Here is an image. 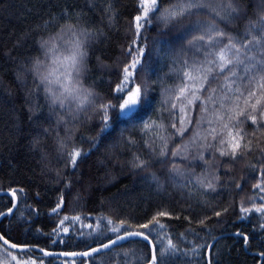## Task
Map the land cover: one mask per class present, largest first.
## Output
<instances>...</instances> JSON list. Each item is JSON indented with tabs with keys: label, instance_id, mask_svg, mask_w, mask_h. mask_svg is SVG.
Returning <instances> with one entry per match:
<instances>
[{
	"label": "snow or ice",
	"instance_id": "6c2138e0",
	"mask_svg": "<svg viewBox=\"0 0 264 264\" xmlns=\"http://www.w3.org/2000/svg\"><path fill=\"white\" fill-rule=\"evenodd\" d=\"M165 2L167 7H163ZM85 3L90 10L100 11L101 19H106L109 27L114 26L119 15L114 8L115 0H85ZM255 6L257 19H249L245 35L238 38L226 28L243 18L245 13L240 0H138L139 12L130 22V31L134 29L133 38L124 51L128 60L123 65L119 82L112 89L115 95L108 102L101 101L94 86L87 84L85 79L90 72L87 66L89 47L99 41L104 32L91 26L90 18L83 10L76 11V23L61 26L47 38L41 37L38 42L41 54L30 57L16 72V80L23 88L27 89L28 77L32 78L33 86L27 90L25 103L29 107V122L36 130L33 148L39 150L42 138L52 134L51 117L56 116L57 129L63 127V134L57 131L55 137L58 158L65 162V168L70 167L76 172L80 163L103 147L98 163L106 168L112 164L138 174L156 163L170 165L169 179L179 183L178 178L183 177L185 183L180 184L181 187L187 188L191 184L208 193L216 192L217 187L222 186L220 169L224 165L235 167L255 146L260 153L262 180L254 188L264 192V140H261L264 136V0H255ZM62 18H71L68 9L64 10ZM82 23L88 26H81ZM153 26L157 35L150 45H146L144 33ZM68 44L72 47H66ZM153 56L161 61H171L170 73L166 75L175 74L178 83L173 87H163V78L157 76L155 83L162 86V99L153 116L144 119L140 113L151 107L154 96L150 95L148 82L140 80L139 75L149 70ZM51 65H58L56 71L59 75L55 78ZM41 95L48 107L46 116L43 105L39 103ZM4 103L3 96H0V106ZM89 108L103 113L98 130H95V135L78 136L81 144H88L86 150L73 143L71 151H67L68 142L75 135L73 126L81 120L82 114L88 113ZM64 113L71 116V120L65 119ZM117 126H120L119 132L113 137ZM141 141L147 156L136 150L141 147ZM125 152H130L126 159L122 158ZM42 159H46V154ZM194 167L203 168L202 178L188 171ZM250 167L252 171L256 170V164ZM63 175V171L57 172L58 177ZM152 180L158 189L163 188L155 174ZM69 187L70 184L65 185V188ZM235 188L242 191L243 184L237 183ZM24 191L22 187L10 190L12 207L7 209L8 214L17 207V193ZM260 199L264 200V197ZM65 206L62 194L51 211L59 213ZM241 211H255L264 216V204L252 209L242 207ZM221 214L215 212L217 217ZM4 215L0 211V216ZM161 217L172 218V213L158 211L147 223L138 224L137 230H133L130 223L121 221L119 226L105 229L114 233L115 239L108 237L104 242L97 237L96 247L63 255L92 258L114 248L118 242L139 244L142 241L136 256L139 264H169L168 257L179 253L180 248L168 235L167 225ZM69 219L79 220L80 217L66 215L60 225ZM108 224H113V221L109 220ZM261 227L264 228V224ZM103 234L101 231L100 235ZM236 235L243 236L247 245V235L241 232ZM180 236L187 238L186 233ZM0 241L20 252L31 250L28 246L11 242L3 234H0ZM202 247L204 245H194L190 253L184 255H198ZM210 249L211 246L205 254L207 264H213ZM40 251L46 256L52 255L44 249ZM12 259L16 264H29V261L15 255Z\"/></svg>",
	"mask_w": 264,
	"mask_h": 264
},
{
	"label": "trees",
	"instance_id": "16d2710c",
	"mask_svg": "<svg viewBox=\"0 0 264 264\" xmlns=\"http://www.w3.org/2000/svg\"><path fill=\"white\" fill-rule=\"evenodd\" d=\"M137 4L138 0H115L114 8L119 15L114 26L109 27L107 20L101 19L102 13L90 10L85 0H0V96L5 100L0 106V191L25 189L24 193H17L14 212L1 218L0 234L11 242L47 251L84 252L97 246V237L104 242L108 237L115 239V234L105 229L126 221L133 230H137L138 224L147 223L158 211L167 210L172 213V218L160 219L167 225L168 235L180 248L179 253L168 257L169 264H207L205 254L210 244L225 234L231 235L218 238L211 246L213 264H264V256L261 255L264 253V228L261 227L264 216L255 211H241L242 207L252 209L264 204V200L260 199L264 197V192L254 188L262 180V164L258 160L260 153L255 146L235 167L224 165L220 169L222 186H218L216 192L208 193L191 184L187 188L181 187L180 184L185 182L180 179L179 183L169 179L170 165L156 163L146 172L138 174L112 164L106 168L98 163L103 147L80 163L76 172L70 167L65 168V162L58 158L55 137L57 131L63 134V127L57 129L56 116L51 117L52 134L42 138L39 150L33 148L36 130L29 122V107L25 103L27 90L33 83L29 76L27 89L21 87L16 80L19 66L27 63L30 57L41 54L38 45L41 37L47 38L61 26L76 23L74 13L83 10L90 18L91 26L104 32V36L89 47L87 66L90 72L85 78L86 83L94 86L101 101H110L115 95L112 89L119 82L123 65L128 60L124 51L133 38L134 29L130 31V22L139 12ZM167 6L165 2L163 7ZM240 7L245 13L243 18L228 25L226 30L243 38L248 20L257 19L255 0H240ZM65 9L69 10L71 18H62ZM81 26L88 25L82 23ZM221 27L225 26L221 24ZM156 35V27H150L144 33L145 44L150 45ZM149 63V70L139 75L140 80L148 82L150 95L154 96L151 107L140 113L144 119L151 118L158 108L162 86L173 87L178 83L175 74L166 75L170 73V60L161 61L153 56ZM57 67L50 66L53 78L59 75ZM157 76L163 78L162 86L155 83ZM39 103L43 105L46 116L48 107L43 95ZM64 115L65 119L71 120L67 113ZM102 116V112L96 113L91 108L86 115L82 114L81 120L73 126L75 135L66 150L71 151L73 143L86 150L88 144H81L78 136L95 135ZM119 128L117 126L112 133L113 137L118 134ZM248 131L251 133L252 129ZM142 144L143 141L136 150L147 156ZM45 154L46 159H42ZM129 155L130 152H125L122 158L126 159ZM251 164H256L255 171H252ZM198 168L203 171L202 167ZM58 171H63L64 175L58 177ZM224 172L228 174L223 175ZM153 174L160 178L162 189H158L153 182ZM237 183L243 184L242 191L235 188ZM66 184L70 187L65 188ZM62 194L66 200L65 208L59 213H52L51 209ZM10 207L12 197L9 194L0 195V211L5 213ZM217 211L222 213L219 217L215 215ZM66 215L70 218L79 216L80 219H69L60 225ZM109 220L113 224H108ZM201 221L204 223L201 224ZM101 231L103 235H100ZM237 232L249 237L247 245L243 236L236 235ZM181 233H186L187 238H181ZM142 243L124 241L95 257L78 259L48 257L33 250L15 252L1 244L0 250H7L24 261H34L35 258L38 264H139L136 256ZM194 245L204 247L199 249L198 255H184L190 253Z\"/></svg>",
	"mask_w": 264,
	"mask_h": 264
},
{
	"label": "water",
	"instance_id": "95a60500",
	"mask_svg": "<svg viewBox=\"0 0 264 264\" xmlns=\"http://www.w3.org/2000/svg\"><path fill=\"white\" fill-rule=\"evenodd\" d=\"M5 194H9V192H7V191H0V195H5ZM15 203L17 204V201H15ZM14 210L15 209H13V212H14ZM12 212V213H13ZM11 213V214H12ZM5 214L6 215H11V214H8L7 212H5ZM5 216V215H4ZM4 216H0V220H1V218L2 217H4ZM225 235H231V234H225ZM225 235H221V236H218L211 244H210V246H212L213 245V243L218 239V238H220V237H222V236H225ZM232 235H235V234H232ZM124 241H121V242H118V244L117 245H119V244H121V243H123ZM0 244L2 245V246H4V247H6L7 249H9V250H11V251H15V252H20L18 249H11V248H8L6 245H3V242L2 241H0ZM116 245V246H117ZM23 246H28V245H23ZM31 250H33V251H36V252H39V253H41V254H43L44 255V252H42V251H40V248H38L37 246H28ZM96 247V246H95ZM30 250V251H31ZM90 250V249H89ZM44 251H46V252H49V253H52V255H47L48 257H57V258H69V259H78V258H84V257H81V256H66V255H63V253H73V252H52V251H47V250H44ZM86 251H88V250H86ZM75 253H80V252H75ZM46 256V255H45Z\"/></svg>",
	"mask_w": 264,
	"mask_h": 264
},
{
	"label": "rangeland",
	"instance_id": "374dc122",
	"mask_svg": "<svg viewBox=\"0 0 264 264\" xmlns=\"http://www.w3.org/2000/svg\"><path fill=\"white\" fill-rule=\"evenodd\" d=\"M181 167H183V165H181ZM189 172H195L196 177H203V171H200V169L198 167H194L191 169H188ZM181 180V182H185V178L180 177L178 178ZM195 180V177H193V182ZM149 182V179L147 180ZM146 182V181H145ZM10 252H8L7 250L1 249L0 250V264H16V261L12 259V255H9ZM17 257V256H16ZM18 258V257H17ZM20 259V258H18ZM36 259L34 258V261ZM31 261L33 260H29V264H31ZM35 264H38L37 261H35Z\"/></svg>",
	"mask_w": 264,
	"mask_h": 264
},
{
	"label": "bare ground",
	"instance_id": "6f19581e",
	"mask_svg": "<svg viewBox=\"0 0 264 264\" xmlns=\"http://www.w3.org/2000/svg\"><path fill=\"white\" fill-rule=\"evenodd\" d=\"M6 248V247H5ZM7 249V248H6ZM9 250V249H8ZM32 251V250H31ZM39 253V252H38ZM41 254V253H40Z\"/></svg>",
	"mask_w": 264,
	"mask_h": 264
}]
</instances>
